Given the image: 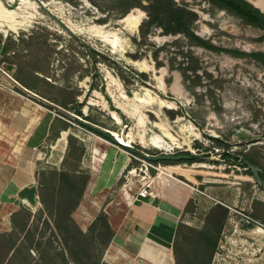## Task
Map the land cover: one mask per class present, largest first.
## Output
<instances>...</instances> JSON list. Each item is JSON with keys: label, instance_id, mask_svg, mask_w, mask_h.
I'll return each mask as SVG.
<instances>
[{"label": "rangeland", "instance_id": "374dc122", "mask_svg": "<svg viewBox=\"0 0 264 264\" xmlns=\"http://www.w3.org/2000/svg\"><path fill=\"white\" fill-rule=\"evenodd\" d=\"M139 1L23 0L14 18L0 17V234L7 233L0 264H108L112 225L140 188L157 194L150 182L159 175L195 188L176 232V264H264V188L224 155L247 153L264 168V59L255 56L264 53V31L207 0H171L194 12L193 21L179 20L205 43L198 44L175 31L170 0ZM37 70L51 76L49 93L67 106L8 76L46 90ZM32 106L56 126L29 183L20 157ZM63 171H75L74 187L60 189ZM216 204L227 218L207 227Z\"/></svg>", "mask_w": 264, "mask_h": 264}, {"label": "crops", "instance_id": "0c3cea01", "mask_svg": "<svg viewBox=\"0 0 264 264\" xmlns=\"http://www.w3.org/2000/svg\"><path fill=\"white\" fill-rule=\"evenodd\" d=\"M30 112L22 133L23 155L20 157L23 170L29 174V183L34 182V170L41 160L40 147L50 141L56 126L54 116L42 120L39 109ZM150 184L157 185V194L153 195L152 191L147 198L127 201L118 224L112 225L113 238L104 256L108 264H176L174 240L195 188L169 175L163 178L159 175Z\"/></svg>", "mask_w": 264, "mask_h": 264}, {"label": "trees", "instance_id": "16d2710c", "mask_svg": "<svg viewBox=\"0 0 264 264\" xmlns=\"http://www.w3.org/2000/svg\"><path fill=\"white\" fill-rule=\"evenodd\" d=\"M136 5L140 4L139 0H134ZM171 1V0H170ZM210 3L228 10L230 13L242 18L246 23L258 27L260 29H262L264 31V12L256 7L253 3L249 2L248 0H207ZM151 2H154V0H151ZM141 6V5H139ZM153 8V5H151ZM169 10L173 13H176V17H173V19L170 20V22H174L176 23L179 27L175 30L177 32H185L188 37L196 42V43H200V44H205L202 40H200V38L193 32L190 30V27L186 26V22L183 20H179V17L181 15H184L187 17V20L193 21V19L195 18V14L194 12H192L190 9H187L186 7L177 5V3H172L171 1V5L169 6ZM149 14L152 16L153 12L148 9ZM180 15V16H179ZM144 24L142 25V35L145 37L146 36V31L143 28ZM74 38L77 40H80V38L76 35H74ZM86 48L90 51V53H93V49L91 48V46L89 44H85ZM209 46V45H208ZM257 58L259 59H264V53H259L255 55ZM40 73H42L43 75L40 74H36V78L39 80V82H43V85L45 86L46 90H41L38 86H34V85H30V84H26L25 80H23V78L21 77V75H18L16 77V79L22 83L25 87H27L28 89H30L32 92L34 91L35 94L40 95V97L50 100L54 103H57L60 106H67L69 104V102L65 101V100H61L58 101L57 98H55L53 95H51L49 93V89L53 87V83H51V81H49L48 79H46L45 76H49L51 78L50 75H47L45 71H40L37 70ZM76 102V101H75ZM119 111V110H118ZM77 114H79L80 116H83V113L81 110L77 109L76 110ZM120 112V111H119ZM123 118L124 115H122ZM126 121V119H124ZM63 129H66V126L63 127ZM224 155H226V157H229V159L232 157L233 161H229L231 164H234L235 162H239V164L242 167H246V165L243 163V158L246 157L248 158L251 162H253L254 164H256L257 166H259V164L253 160V158L250 157L249 154L247 153H241V160H239V154L238 153H232L230 151L228 152H224ZM239 160V161H238ZM260 167V166H259ZM263 169V173L262 176L264 178V168ZM248 171L250 173L251 170L248 169ZM58 180H59V185H60V189H62L65 185H69V186H75V178L77 177L75 171H63V173H59L58 176ZM228 215V209L226 207H224L221 204H216L215 206H213L208 214V218H207V227H209V225L211 226V224H213V227H219L223 221L227 218ZM105 224L108 228H110V224L108 223V221H105ZM179 227V226H178ZM25 228V227H24ZM25 230V229H24ZM178 230V229H177ZM220 230V228L218 229V231ZM7 235V233L5 234H0V238L2 236ZM75 234L70 235L69 238H74ZM113 237V234L111 235L110 241ZM1 243V242H0ZM176 244V243H175ZM15 243H13V245L10 247V249H12L14 247ZM174 252L176 257L178 256V249L176 248V245H174ZM71 253V252H70Z\"/></svg>", "mask_w": 264, "mask_h": 264}, {"label": "water", "instance_id": "95a60500", "mask_svg": "<svg viewBox=\"0 0 264 264\" xmlns=\"http://www.w3.org/2000/svg\"><path fill=\"white\" fill-rule=\"evenodd\" d=\"M4 4H7L8 6H12V7H16V5H11L7 0H1ZM249 2L252 3L251 0H248ZM42 3V2H41ZM43 4V3H42ZM255 5V4H254ZM45 6V5H44ZM256 7L260 8L259 6L255 5ZM262 10V9H261ZM263 11V10H262ZM264 12V11H263ZM18 85H20L24 90L36 95V96H39L37 94H35L34 92H32L31 90H29L27 87L23 86L22 84H20L17 80H15L14 78H12ZM40 97V96H39ZM42 98V97H40ZM44 99V98H42ZM45 101L47 102H50L49 100L47 99H44ZM51 103V102H50ZM80 121L82 122L83 125H85L87 128L101 134V135H104L110 139H114V135L111 133V131L109 129H106V128H103L102 126L98 125V124H94L90 121H87V120H83L80 118ZM142 155L146 158V159H149V160H174V161H177V160H181V159H184V158H189V156L187 155H169V154H165V155H162V156H158V157H155V156H152V155H149V154H146V153H142ZM243 163L246 165V168L251 170L253 176L255 177L256 181L261 184V186L264 188V178L262 176V173H263V169L259 166H257L256 164H254L253 162H251L248 158L244 157L243 158Z\"/></svg>", "mask_w": 264, "mask_h": 264}, {"label": "bare ground", "instance_id": "6f19581e", "mask_svg": "<svg viewBox=\"0 0 264 264\" xmlns=\"http://www.w3.org/2000/svg\"><path fill=\"white\" fill-rule=\"evenodd\" d=\"M7 1L9 3H13L14 1H16L17 6L16 7H10L7 4H4L0 0V17L2 18V15H4V16H8L9 18H14L16 15H18L17 12L23 7V4H24L23 0H7ZM251 1L255 2L254 0H251ZM257 5H260L259 7H261L264 10V0H261V3L260 4L257 3ZM19 13H20V11H19ZM133 13H136V11H133L124 21H127V22L131 21L133 19ZM3 20H5V19L3 18ZM5 24H6V22H5ZM10 26L12 27V29H18L16 24L11 23ZM113 115H114L115 118H117V115H115V113ZM66 136H67V131H64L62 136H61V138H60V141L66 142ZM150 143L154 147H157L159 149H163V150H166V151H171L173 149V147H171L167 143H165L164 140H152ZM167 170L168 171H173V173L174 172L184 173L186 175V173L183 172V170L179 169L178 167L170 166V167H168Z\"/></svg>", "mask_w": 264, "mask_h": 264}, {"label": "built area", "instance_id": "2783aa9c", "mask_svg": "<svg viewBox=\"0 0 264 264\" xmlns=\"http://www.w3.org/2000/svg\"><path fill=\"white\" fill-rule=\"evenodd\" d=\"M8 76H10L11 78H13L9 74H8ZM151 195H152V191L150 190V188L148 186H144V187H142V188L139 189V191L137 192L136 198H147V197H149Z\"/></svg>", "mask_w": 264, "mask_h": 264}]
</instances>
